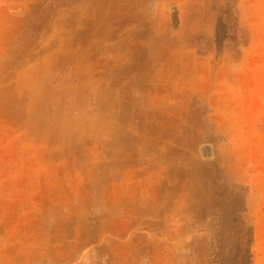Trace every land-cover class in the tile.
I'll return each instance as SVG.
<instances>
[{
	"label": "rangeland",
	"instance_id": "374dc122",
	"mask_svg": "<svg viewBox=\"0 0 264 264\" xmlns=\"http://www.w3.org/2000/svg\"><path fill=\"white\" fill-rule=\"evenodd\" d=\"M128 2L0 0V264H264V0H132L141 46L123 27L95 42L149 52L166 89L197 90L165 203L138 196L123 140L88 118L94 90L63 95L77 21L121 19Z\"/></svg>",
	"mask_w": 264,
	"mask_h": 264
},
{
	"label": "crops",
	"instance_id": "0c3cea01",
	"mask_svg": "<svg viewBox=\"0 0 264 264\" xmlns=\"http://www.w3.org/2000/svg\"><path fill=\"white\" fill-rule=\"evenodd\" d=\"M120 7L126 15L118 20L100 17L77 21L76 35L65 46L70 53L60 56V66L65 68L73 64L74 70L71 84L63 90V95L67 93L82 99L85 92L94 90V105L98 111L90 113L88 118H96L99 121L95 124L97 129L116 136L119 143L123 140L118 154L123 156L124 170L132 171V186L138 190V196L147 191L149 198L157 195L165 203L167 171L171 167L167 160L168 149L176 138L174 130L183 129V125L189 123L188 111L195 102L191 101L198 99L197 90H179L178 94L166 89L170 69L159 68L158 58L149 52L135 48L119 52L115 47L104 50L96 47L95 42L104 37L109 40L119 37L117 27L124 28V35L120 36L131 39L138 48L141 46L140 27L146 20L134 13L140 12V8L132 0ZM180 98L178 106L173 100ZM90 122L93 125V120ZM189 139L193 138H186L191 147ZM177 154L182 155L183 151ZM154 217L167 216L162 213Z\"/></svg>",
	"mask_w": 264,
	"mask_h": 264
},
{
	"label": "trees",
	"instance_id": "16d2710c",
	"mask_svg": "<svg viewBox=\"0 0 264 264\" xmlns=\"http://www.w3.org/2000/svg\"><path fill=\"white\" fill-rule=\"evenodd\" d=\"M237 2L238 0H227V5L235 10L236 6H237ZM222 27H223V32H222ZM226 36H227V26L223 21V18L221 15L218 16V24H217V28H216V42L219 46L223 45V43L226 40Z\"/></svg>",
	"mask_w": 264,
	"mask_h": 264
},
{
	"label": "water",
	"instance_id": "95a60500",
	"mask_svg": "<svg viewBox=\"0 0 264 264\" xmlns=\"http://www.w3.org/2000/svg\"><path fill=\"white\" fill-rule=\"evenodd\" d=\"M204 154L205 155H210L211 154V150L209 148H205L204 149Z\"/></svg>",
	"mask_w": 264,
	"mask_h": 264
}]
</instances>
